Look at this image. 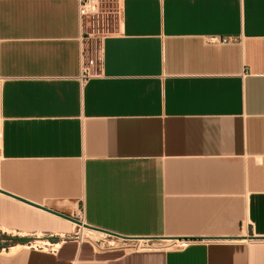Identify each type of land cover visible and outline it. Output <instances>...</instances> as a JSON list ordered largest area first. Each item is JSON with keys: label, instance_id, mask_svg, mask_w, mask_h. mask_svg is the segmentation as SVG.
I'll return each instance as SVG.
<instances>
[{"label": "crops", "instance_id": "obj_1", "mask_svg": "<svg viewBox=\"0 0 264 264\" xmlns=\"http://www.w3.org/2000/svg\"><path fill=\"white\" fill-rule=\"evenodd\" d=\"M101 1L0 0V264H264V0Z\"/></svg>", "mask_w": 264, "mask_h": 264}, {"label": "rangeland", "instance_id": "obj_2", "mask_svg": "<svg viewBox=\"0 0 264 264\" xmlns=\"http://www.w3.org/2000/svg\"><path fill=\"white\" fill-rule=\"evenodd\" d=\"M119 22V7L115 3H110L107 6H102L99 14L95 17H91L90 19H87L86 24V30L87 32L92 33L93 37L91 39L90 45L88 46L87 52L91 53L92 58L95 60L98 56V45L102 41V39L108 35L112 30L115 29L116 25ZM90 56V55H89ZM87 236H94L88 231H85ZM11 237L8 235H3L0 233V247H4L6 245H9L11 243L16 242V240H13L12 242L9 241ZM14 239V238H13ZM33 241H35V237L32 238ZM89 239L84 238L83 242L87 243Z\"/></svg>", "mask_w": 264, "mask_h": 264}, {"label": "built area", "instance_id": "obj_3", "mask_svg": "<svg viewBox=\"0 0 264 264\" xmlns=\"http://www.w3.org/2000/svg\"><path fill=\"white\" fill-rule=\"evenodd\" d=\"M102 1L101 0H80V6H79V14L81 17V21L87 19H90L91 17H95L99 14V11L102 7ZM87 27V24H86ZM85 35H83V40L85 39ZM213 41H217L218 39H212ZM221 42H227L228 39H222ZM84 50L82 51V58H83V74L81 76V79L84 80L89 75L88 69L84 66ZM3 83L4 81L0 78V103L2 100V94H3ZM78 220L79 222L85 224V218H84V212L81 211L79 214L76 215L74 218ZM191 242L182 244L180 246L176 245L177 249L181 250L184 249L186 246H188Z\"/></svg>", "mask_w": 264, "mask_h": 264}, {"label": "water", "instance_id": "obj_4", "mask_svg": "<svg viewBox=\"0 0 264 264\" xmlns=\"http://www.w3.org/2000/svg\"><path fill=\"white\" fill-rule=\"evenodd\" d=\"M46 210H48V211H50V212H52V213H55V214H57V215H59V216H61V217H64V218H66V219H68V220H70V221H72V222L78 224L79 226L88 227L86 224H83V223L79 222L78 220H76V219H74V218H71V217H69V216H65V215H62V214H58L57 212H54V211L49 210V209H46Z\"/></svg>", "mask_w": 264, "mask_h": 264}, {"label": "bare ground", "instance_id": "obj_5", "mask_svg": "<svg viewBox=\"0 0 264 264\" xmlns=\"http://www.w3.org/2000/svg\"><path fill=\"white\" fill-rule=\"evenodd\" d=\"M18 248L20 249L21 247H18ZM14 252H16V249L13 250V253H14Z\"/></svg>", "mask_w": 264, "mask_h": 264}]
</instances>
